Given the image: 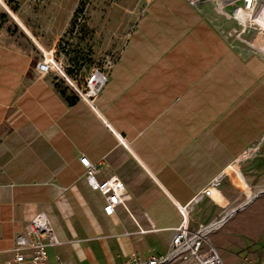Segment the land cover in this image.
I'll return each instance as SVG.
<instances>
[{
    "label": "crops",
    "instance_id": "0c3cea01",
    "mask_svg": "<svg viewBox=\"0 0 264 264\" xmlns=\"http://www.w3.org/2000/svg\"><path fill=\"white\" fill-rule=\"evenodd\" d=\"M126 1L92 12L98 35L121 45L95 109L68 102L54 74L35 69L34 45L0 22V264L39 211L59 240L47 248L49 264H123L165 253L182 220L177 203L224 264H256L262 236L241 232L238 215L264 205V53L245 42L262 35L229 36L240 29L229 5ZM41 35L56 48L59 33ZM81 156L98 167L99 180L123 182L129 199L111 215ZM221 172L212 194L191 202Z\"/></svg>",
    "mask_w": 264,
    "mask_h": 264
},
{
    "label": "built area",
    "instance_id": "2783aa9c",
    "mask_svg": "<svg viewBox=\"0 0 264 264\" xmlns=\"http://www.w3.org/2000/svg\"><path fill=\"white\" fill-rule=\"evenodd\" d=\"M189 5L196 6L204 1H212L222 10L225 6H231V16L236 20L240 29L231 30L228 35L241 38L242 33L249 29L255 30L263 35L262 42L255 43L253 40L245 42L264 53V0H185ZM2 7L7 14L20 26L27 35L38 52V60L35 69L42 74L53 73L78 99L86 102L95 109V98L101 92L108 81V70L103 71L95 67L84 76L82 80H77L69 74L66 66L57 57L56 51L52 47H46L38 37H36L21 21L19 16L10 8L6 0H0ZM120 141L125 143L124 138L118 135ZM252 148L244 151L243 155H248ZM81 164L85 167V177L89 187L98 191L105 198L103 211L106 215H111L117 205H125L129 195L125 190L123 182L115 175L106 179L97 178L98 167L91 163L85 156L80 157ZM235 175L242 188L248 186V180L242 169H235ZM225 172H221L210 179L207 187L194 195L191 202L199 201L203 196H210L220 185ZM182 216L180 224L175 228V233L171 239L170 246L165 253L154 254L146 259H140L136 255H131L125 259L123 264H167L175 260L193 259L197 264H224L218 251L210 245L207 240L203 226L195 230L188 227V206L176 204ZM59 243L57 235L44 211L37 212L29 221L26 228L17 233L14 238L12 248L13 257L6 264H49L47 248ZM107 264H115L109 262ZM256 264H264L259 261Z\"/></svg>",
    "mask_w": 264,
    "mask_h": 264
},
{
    "label": "rangeland",
    "instance_id": "374dc122",
    "mask_svg": "<svg viewBox=\"0 0 264 264\" xmlns=\"http://www.w3.org/2000/svg\"><path fill=\"white\" fill-rule=\"evenodd\" d=\"M6 2L22 23L46 47L48 46L42 33L60 34L55 48L56 55L66 68H73V77L77 80H82L95 67L107 71L120 52L121 45L118 39L111 36L106 38L100 33L98 35L92 12L95 7L116 5L117 2L122 5L130 4L126 0H6ZM0 22H5L10 30L32 44L20 26L2 7H0ZM118 38L121 39V37ZM261 40L262 37L256 42H262ZM263 206L261 201L257 202L238 215L241 219V232H244L243 228H245L249 234L255 231L257 236H262L259 242L261 247L257 248L259 252L260 249L264 251ZM244 239L247 238L244 237ZM246 241L249 243L250 239ZM259 260L264 263L263 258Z\"/></svg>",
    "mask_w": 264,
    "mask_h": 264
},
{
    "label": "trees",
    "instance_id": "16d2710c",
    "mask_svg": "<svg viewBox=\"0 0 264 264\" xmlns=\"http://www.w3.org/2000/svg\"><path fill=\"white\" fill-rule=\"evenodd\" d=\"M69 74H71L72 76H74L73 74V68H67ZM54 83H55V87L58 89V91L60 92V94L68 101V102H72L73 99H78L77 96L73 93L72 90L69 89L68 86H66L62 80H60L59 78H57L56 76L54 77ZM74 97V98H73Z\"/></svg>",
    "mask_w": 264,
    "mask_h": 264
},
{
    "label": "bare ground",
    "instance_id": "6f19581e",
    "mask_svg": "<svg viewBox=\"0 0 264 264\" xmlns=\"http://www.w3.org/2000/svg\"><path fill=\"white\" fill-rule=\"evenodd\" d=\"M263 47H264V45H263Z\"/></svg>",
    "mask_w": 264,
    "mask_h": 264
}]
</instances>
